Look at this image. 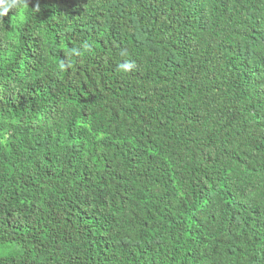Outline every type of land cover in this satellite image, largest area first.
Wrapping results in <instances>:
<instances>
[{"label":"trees","instance_id":"trees-1","mask_svg":"<svg viewBox=\"0 0 264 264\" xmlns=\"http://www.w3.org/2000/svg\"><path fill=\"white\" fill-rule=\"evenodd\" d=\"M0 264H264V0H0Z\"/></svg>","mask_w":264,"mask_h":264}]
</instances>
